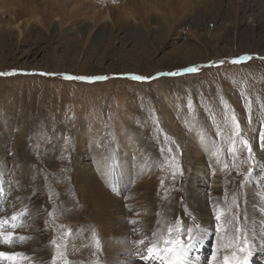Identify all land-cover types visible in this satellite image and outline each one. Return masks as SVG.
Returning <instances> with one entry per match:
<instances>
[{"label":"rangeland","instance_id":"1","mask_svg":"<svg viewBox=\"0 0 264 264\" xmlns=\"http://www.w3.org/2000/svg\"><path fill=\"white\" fill-rule=\"evenodd\" d=\"M233 4L0 0V220L13 223L12 206L22 207L15 223L24 227L14 231L25 240L17 246H44L49 264H105L108 256L136 264L129 253L143 251L133 246L145 240V221L158 240L179 219L182 239L200 226L191 264H223L229 252L216 233L215 205L227 211L235 194L231 214L249 242L246 264H264V25L256 28L264 14H239L244 28L234 33ZM239 56L251 58L232 63ZM191 66L198 72L183 71ZM232 116L261 161L243 187L238 173L250 165L233 167ZM123 133H131L128 147ZM176 164L184 176L173 182ZM107 216L122 227L118 236ZM234 227L225 225L227 239Z\"/></svg>","mask_w":264,"mask_h":264},{"label":"snow or ice","instance_id":"2","mask_svg":"<svg viewBox=\"0 0 264 264\" xmlns=\"http://www.w3.org/2000/svg\"><path fill=\"white\" fill-rule=\"evenodd\" d=\"M249 56H239L234 58L232 63H242L247 59H250ZM223 63V61H221ZM185 73H197L198 68L195 66L185 67L183 69ZM7 75V73L3 74ZM170 77H175L180 75V72H169L166 74ZM65 79L69 80H80V81H102L107 79L105 76H96V77H71L66 76ZM134 81H146L150 80L151 77L144 76H132ZM232 124L234 127V131L232 133V137L230 138L231 146L228 149L229 155L232 157L234 163L233 167H239L243 164H249L246 172L238 173L243 176V180L241 181V187L244 186V182L249 181L253 174L254 167L258 166L261 161L257 159L256 153L254 152L255 144L251 143L249 139L243 138L240 132V125L236 122V117L232 116L231 118ZM237 142L242 145V147L237 148ZM259 146L261 152L264 153V127H262L259 132ZM247 151V157H238L237 153ZM213 155H216V152H213ZM225 169H227V165H225ZM179 176L181 180L183 179L184 172L183 169L176 164L175 171L172 172V180L175 182L176 177ZM163 183V182H162ZM178 190V189H177ZM237 206V198L236 195L233 194L231 204L227 205V211H222L220 209L219 204L216 205L215 211V220H216V233L221 241V246L229 249V254L224 255L223 264H246L248 258L251 255V251L249 249V242L246 238L242 237V229L239 226L237 215L231 214V210L233 207ZM13 223L11 224V228L13 230L17 228H23V224H16L17 216L13 215L11 217ZM135 223V222H133ZM8 224L7 220H0V246L12 247L16 243H23L25 240L24 236H20L17 240L15 231H3L5 225ZM235 227L233 229V234L230 239H227L223 234L225 229V225H233ZM199 225L197 224L194 228H187L186 232L183 233L185 238H181V226L180 220L176 221L174 227H168L167 231L169 233L168 236L161 237V239L153 240L148 243L143 251L140 248H136L134 253H129V255H135L139 259L136 264H152L153 261L159 262V264H191L190 252L194 250L197 244L202 239V234L199 232ZM135 231V229H134ZM153 235H157V233H153ZM55 244V241H53ZM136 245H145V240H138L135 242L133 247ZM96 246L99 248V241H96ZM27 259L25 253L19 251H0V261H8L9 264H23V262ZM213 259L216 260V253H213ZM55 264V262H54ZM131 264V261L129 262ZM216 264H219V261H216Z\"/></svg>","mask_w":264,"mask_h":264},{"label":"bare ground","instance_id":"3","mask_svg":"<svg viewBox=\"0 0 264 264\" xmlns=\"http://www.w3.org/2000/svg\"><path fill=\"white\" fill-rule=\"evenodd\" d=\"M202 2H208V3H210L211 5H216V6H218L220 3H221V0H201ZM229 1V0H228ZM238 0H231V3L233 4V8H234V11H233V14H232V16H233V22H234V24H235V29H234V33H236V32H239V31H241V30H239V28H238V26H243L244 25V20L242 21L241 20V17L239 16V14H242V13H247V12H250V13H252V16H254V19H259V15L260 14H264V8H262L261 6H263L264 5V3H263V0H262V5H258V0H247V1H245V2H242L241 4H243V5H241V7H239V4H238V2H237ZM229 4V3H228ZM221 6V5H220ZM218 8V7H217ZM43 24V23H42ZM264 25V21H263V19L262 20H257V22H256V28H261L262 26ZM244 28V26L241 28V29H243ZM248 49V48H247ZM124 100V99H123ZM124 125V124H123ZM125 126V125H124ZM127 126V125H126ZM198 128V127H197ZM136 131V130H135ZM125 132V131H124ZM127 133V132H126ZM126 133H123L124 135H122V137H121V139H120V141H122L123 140V142L126 144L125 146H127L128 144H129V142L131 141V133H129V134H126ZM125 139V140H124ZM134 140V139H133ZM131 144V143H130ZM129 144V145H130ZM128 147V146H127ZM84 149V148H83ZM73 156V155H72ZM82 157V156H81ZM197 160V159H196ZM109 170V169H108ZM28 176H29V174H28ZM27 176V177H28ZM26 179H28V178H26ZM29 179H30V177H29ZM189 180V179H188ZM192 180H194V182L196 183V185H199V183H200V180H198V179H192ZM24 184V183H23ZM154 187V186H153ZM156 187V186H155ZM196 186H194V188H193V191H195L196 190ZM98 189V188H97ZM160 189V188H159ZM221 189V188H220ZM200 190V189H199ZM224 190V189H223ZM30 191V190H29ZM150 191V190H149ZM201 191V190H200ZM32 192V191H31ZM196 192V191H195ZM131 194V193H130ZM150 194V193H149ZM157 195V194H156ZM21 196V195H20ZM220 196V195H219ZM227 196V195H226ZM130 197V196H129ZM152 197V196H151ZM131 198H132V196H131ZM137 198V197H136ZM160 198V197H159ZM224 198V197H223ZM27 199H29V198H27ZM129 199V198H128ZM225 199V198H224ZM23 200H24V198H23ZM149 200V199H148ZM129 201H130V199H129ZM133 201V200H132ZM157 201V200H156ZM231 201V200H230ZM23 202V201H22ZM27 202H28V200H27ZM111 202V201H110ZM153 202V201H152ZM171 202V201H170ZM221 202V201H220ZM21 203V202H20ZM172 203V202H171ZM27 204V203H26ZM111 204V203H110ZM115 204V203H114ZM154 204H156V203H154ZM22 206H23V204H21ZM12 206V205H11ZM114 206V205H113ZM13 207V213L11 212V214L10 215H17L18 213H22V211H23V209H22V207L19 205V204H16V203H14V205L12 206ZM120 206H118V208L116 209V210H114L115 212L113 213V214H115V215H117V217H118V219H120V216H122L121 214L125 211V210H122V209H120L119 208ZM122 207V206H121ZM124 207V206H123ZM215 207H216V205H215ZM60 208V207H59ZM11 210V209H10ZM26 210V209H25ZM35 210V209H34ZM37 211V210H36ZM40 211V210H39ZM127 211V210H126ZM136 211V210H135ZM42 212V211H41ZM151 212V211H150ZM154 212V211H153ZM26 213V212H25ZM109 213V212H108ZM111 213V212H110ZM109 213V214H110ZM136 213V212H135ZM152 213V212H151ZM160 213V212H159ZM113 214H111L110 215V217H113ZM127 214V213H126ZM200 215V214H199ZM123 217V216H122ZM201 217V216H200ZM10 218H11V216H10ZM108 219H109V216H107V225L108 226H111V229H109V230H112L113 231V234L114 235H116V236H118L119 235V231H121V228H119L118 227V224L117 225H113L112 223H108L109 221H108ZM145 219H147V218H145ZM111 220V219H110ZM148 220V219H147ZM146 220V221H147ZM149 220H150V218H149ZM117 221V220H116ZM115 221V222H116ZM146 221H145V223H144V227H142V229H141V231L143 232V239H145L146 240V243H145V246L148 244V243H150L151 241H153V239L154 240H156L155 239V237L153 236V231H152V229L150 228L149 229V227H148V225H147V223H146ZM117 223H119L120 224V222L119 221H117ZM11 224L12 223H8V225H7V227H8V229H9V231H12L11 229ZM126 224V223H125ZM121 225V224H120ZM143 226V225H142ZM128 227V226H127ZM5 228H6V226H5ZM108 230V231H109ZM14 231V230H13ZM124 232V231H123ZM108 233V232H107ZM106 233V234H107ZM139 234V233H138ZM54 235V234H53ZM123 235V234H122ZM36 237V236H35ZM53 237V236H52ZM108 237V236H107ZM122 237V236H121ZM54 238V237H53ZM123 239L125 240V237H123ZM137 239V238H136ZM139 240L141 239V237L140 238H138ZM27 240V239H26ZM46 240V239H45ZM54 240V239H53ZM45 243V242H44ZM49 243V242H48ZM53 243V242H52ZM109 243V242H108ZM17 244L18 243H16V244H14L12 247H7V246H0V247H2L3 249H5V251H9V252H11V251H19V252H23V253H25V255H26V257H27V259L23 262V263H27V264H34L35 262L37 263H39V264H49V261H48V253H46V255H45V253H43V251H47V249L44 247V246H38V248H39V250L38 251H35L36 249H31L30 247H27L26 248V246H25V248L26 249H22L23 247V245H19V246H17ZM36 244V243H35ZM34 244V245H35ZM40 244V243H39ZM77 244V243H76ZM112 244V243H111ZM58 245V244H57ZM37 246V245H36ZM56 246V245H55ZM111 245H108V246H106V249L109 251L113 246H111ZM143 246V245H142ZM144 246V247H145ZM58 247V246H57ZM0 250H1V248H0ZM25 250V251H24ZM58 250V249H57ZM215 250H217L216 248H215ZM230 252V250L229 249H226V248H223V251L222 252ZM53 252V251H52ZM55 252V251H54ZM54 252H53V254H54ZM58 252H60V251H58ZM105 253L107 254V255H109V253L108 252H106L105 251ZM52 254V253H51ZM222 254V253H221ZM229 254V253H228ZM55 255V254H54ZM67 255V254H66ZM52 256V255H51ZM62 256V255H61ZM135 256V255H134ZM54 257V256H53ZM59 257V256H58ZM54 259V258H53ZM52 259V260H53ZM57 259V258H56ZM103 260H105V262H103V263H105V264H111V262L113 261V259L110 257V256H108L107 258H105V259H103ZM114 262V261H113ZM5 263H8V261H6ZM35 263V264H36ZM37 263V264H38Z\"/></svg>","mask_w":264,"mask_h":264}]
</instances>
